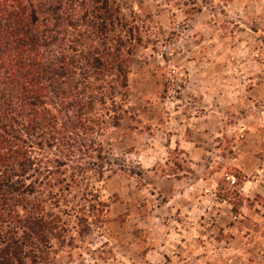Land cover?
<instances>
[{
	"label": "rangeland",
	"instance_id": "1",
	"mask_svg": "<svg viewBox=\"0 0 264 264\" xmlns=\"http://www.w3.org/2000/svg\"><path fill=\"white\" fill-rule=\"evenodd\" d=\"M107 1L122 75L84 94L90 152L64 192L78 221L36 264H264V0ZM92 30L78 51L114 44Z\"/></svg>",
	"mask_w": 264,
	"mask_h": 264
},
{
	"label": "trees",
	"instance_id": "2",
	"mask_svg": "<svg viewBox=\"0 0 264 264\" xmlns=\"http://www.w3.org/2000/svg\"><path fill=\"white\" fill-rule=\"evenodd\" d=\"M101 1L95 9L93 0H0V264H36L51 240L65 243V220L78 221V210L64 209V192L78 182V145L90 152L78 143L95 101L84 94L111 69L122 75L123 36H115V10ZM80 23L93 28L88 39L113 32L114 44L78 51ZM46 150L74 160L69 180L55 170L66 164L53 165ZM96 174L102 177L101 167Z\"/></svg>",
	"mask_w": 264,
	"mask_h": 264
},
{
	"label": "built area",
	"instance_id": "3",
	"mask_svg": "<svg viewBox=\"0 0 264 264\" xmlns=\"http://www.w3.org/2000/svg\"><path fill=\"white\" fill-rule=\"evenodd\" d=\"M227 180H230L231 183H234V178L233 177L227 178Z\"/></svg>",
	"mask_w": 264,
	"mask_h": 264
}]
</instances>
